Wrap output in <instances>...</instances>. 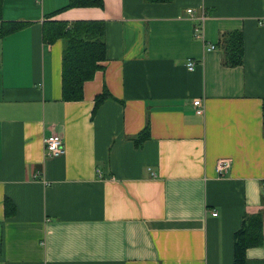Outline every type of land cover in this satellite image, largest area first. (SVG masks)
Masks as SVG:
<instances>
[{
  "label": "crops",
  "instance_id": "obj_1",
  "mask_svg": "<svg viewBox=\"0 0 264 264\" xmlns=\"http://www.w3.org/2000/svg\"><path fill=\"white\" fill-rule=\"evenodd\" d=\"M67 2L3 0L2 19L29 24L0 38V264H232L243 214L262 209L264 222V0L59 10ZM48 18L106 24V59L81 100L61 99L63 41L42 40ZM234 29L243 63L226 67L218 38ZM104 88L112 97L93 112ZM51 134L60 155H45ZM246 264H264V246Z\"/></svg>",
  "mask_w": 264,
  "mask_h": 264
},
{
  "label": "trees",
  "instance_id": "obj_2",
  "mask_svg": "<svg viewBox=\"0 0 264 264\" xmlns=\"http://www.w3.org/2000/svg\"><path fill=\"white\" fill-rule=\"evenodd\" d=\"M148 2H166L171 0H146ZM0 0V38L27 26L29 21L2 19ZM103 0H68L60 8L102 7ZM106 24L103 20H74L71 22L48 18L42 24V40L52 43L57 39L63 41L61 59V99L78 101L83 97V84L91 79L94 73L103 66L106 59L105 42ZM221 64L226 67L239 66L243 63L244 36L242 30L234 29L220 33L218 38ZM110 92L104 88L94 97V109L111 98ZM262 122L264 126V98L262 100ZM150 125L146 116L144 127L133 137L135 146H141L149 138ZM4 214L10 217L15 213V206L8 198L3 201ZM264 246L263 210L245 212L241 224L233 233L232 264H246L248 248Z\"/></svg>",
  "mask_w": 264,
  "mask_h": 264
},
{
  "label": "built area",
  "instance_id": "obj_3",
  "mask_svg": "<svg viewBox=\"0 0 264 264\" xmlns=\"http://www.w3.org/2000/svg\"><path fill=\"white\" fill-rule=\"evenodd\" d=\"M190 15H192L193 10L188 8L186 10ZM202 29V20L195 25V34L196 36H200ZM214 45H209L208 49L214 48ZM195 66V61L188 59L186 61V67L188 70H193ZM193 106L195 108V112L201 114L203 112L202 107V99L196 98L193 100ZM44 152L46 156H56L60 155L64 152V142L60 135L58 134H51L44 140ZM231 159L230 158H220L216 162L215 170L218 176H222L224 172L230 167ZM213 216L217 215V211L214 210L211 212Z\"/></svg>",
  "mask_w": 264,
  "mask_h": 264
}]
</instances>
